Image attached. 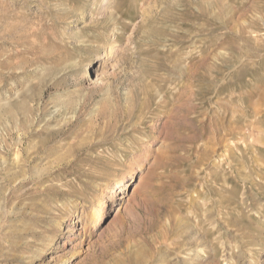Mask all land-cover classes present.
I'll return each instance as SVG.
<instances>
[{
    "label": "rangeland",
    "instance_id": "1",
    "mask_svg": "<svg viewBox=\"0 0 264 264\" xmlns=\"http://www.w3.org/2000/svg\"><path fill=\"white\" fill-rule=\"evenodd\" d=\"M0 264H264V0H0Z\"/></svg>",
    "mask_w": 264,
    "mask_h": 264
},
{
    "label": "bare ground",
    "instance_id": "2",
    "mask_svg": "<svg viewBox=\"0 0 264 264\" xmlns=\"http://www.w3.org/2000/svg\"><path fill=\"white\" fill-rule=\"evenodd\" d=\"M131 171V170H130ZM127 175H122L118 178H116V180L114 181V184L111 186L110 190L107 193V198L108 200L102 199L99 203V211H97L96 215H95V220H94V224H93V231L97 228V225L100 223L101 220V213L104 212L105 208L110 207V204H116L118 200L124 199L123 196H116V194H121L123 191V188L125 187V183L127 180ZM140 180L138 181L137 185H139ZM109 202V204H108ZM74 232L73 228H68L66 233L67 234H71ZM204 248V247H203ZM206 250V249H205ZM204 249L201 250V252H203ZM202 255H204V253H202Z\"/></svg>",
    "mask_w": 264,
    "mask_h": 264
}]
</instances>
